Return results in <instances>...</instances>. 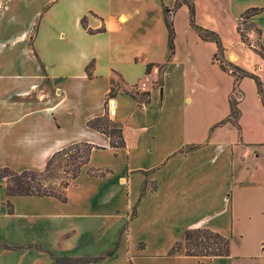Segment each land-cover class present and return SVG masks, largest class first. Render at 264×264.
<instances>
[{
  "label": "crops",
  "instance_id": "0c3cea01",
  "mask_svg": "<svg viewBox=\"0 0 264 264\" xmlns=\"http://www.w3.org/2000/svg\"><path fill=\"white\" fill-rule=\"evenodd\" d=\"M228 1L235 28L247 10L264 7V0ZM187 4L193 1L0 0V168L39 172L71 144L96 147L65 202L0 189V264H58L112 249L87 264H238L231 253L211 260L167 253L185 230L230 237L236 222L264 217V167L252 163L264 146L254 79L239 78L236 90L239 118L250 116L256 138L222 123L234 88L229 69L264 83V11L242 23L246 42L239 28L220 39L224 71L214 61L216 44L191 27ZM177 9L188 21L177 22ZM207 20L201 27L222 37L220 20ZM144 75L152 82L141 111L136 85ZM110 92L121 148L86 126L106 114Z\"/></svg>",
  "mask_w": 264,
  "mask_h": 264
},
{
  "label": "trees",
  "instance_id": "16d2710c",
  "mask_svg": "<svg viewBox=\"0 0 264 264\" xmlns=\"http://www.w3.org/2000/svg\"><path fill=\"white\" fill-rule=\"evenodd\" d=\"M179 6V2L177 4ZM188 7V17L191 27L197 32L198 36L204 41L214 42L217 46V52L214 54V58L219 54H222V46L219 38L211 31L206 30L200 26H196L194 24V7L193 5L187 4ZM264 11V7L262 8H253L247 10L241 18L242 23L246 22L251 16L258 14ZM81 23L84 26V18L81 19ZM168 32H169V47L173 50V39H174V30L172 28V24L167 20L166 21ZM85 27V26H84ZM96 31V32H102ZM89 33H95L94 31L88 30ZM242 37V35H241ZM243 39V38H242ZM220 67L227 71L226 64L222 61L219 62ZM238 71V70H237ZM239 73V72H238ZM249 77L254 79L258 94L260 97V101L264 106V91L262 87V83L259 78L254 75L247 73H239V76L234 80V88L232 94L229 98L230 105V115L224 120L222 123L231 122L235 126H238L237 121L239 118V110L237 108L240 99H236L235 92L236 85L239 78ZM238 92V91H237ZM113 94L110 92L108 98H111ZM86 126L90 129L96 130L104 135H106L110 140V147L112 148H121L124 146V140L122 136L121 126L111 120L107 115V112L104 116L92 119L86 123ZM78 148H82L83 157H81L82 152L73 153L70 155L72 158V164L75 168L71 169L70 179L66 180L64 183L60 184L58 187H54L52 185H46V177L47 174L55 167L57 164V160L59 161L61 157L67 156L71 151H75ZM93 148H96L87 143H74L71 144L57 152H55L50 159L47 161L44 169L42 171H31L26 170L22 172H15L7 167L0 168V180L5 181V191L7 196H48L54 197L60 200L61 202H65L66 196L65 192L69 185L78 177L82 167H84L89 160V156ZM79 159V160H78ZM94 176H101L104 173L100 171H92L88 172ZM71 182V183H70ZM114 249L107 252L103 256H99L96 258H56V262L58 264H87V263H96L101 261L105 257L112 256ZM231 253V239L230 237L223 236L217 232H214L207 228H197L191 230H185L180 238L174 243V245L170 248L167 255L173 256L176 254L184 255V256H193L197 258H207L211 260L215 257H228ZM202 264V263H199Z\"/></svg>",
  "mask_w": 264,
  "mask_h": 264
},
{
  "label": "rangeland",
  "instance_id": "374dc122",
  "mask_svg": "<svg viewBox=\"0 0 264 264\" xmlns=\"http://www.w3.org/2000/svg\"><path fill=\"white\" fill-rule=\"evenodd\" d=\"M194 7V24L196 26H200L201 24H209V20H207V16H210L213 19L220 20L217 28L218 31L222 33V37L220 33L215 32L206 28L207 30L213 32L220 39H232L234 36V32H239L242 35L243 41L246 42L245 35L242 27V21H240L239 25L235 28V23L232 20L229 14V1L228 0H192ZM176 20L180 19V22L185 23L188 19L185 13L180 12L178 9L176 10ZM167 20H170V14L166 15ZM188 21V20H187ZM244 23V22H243ZM216 26V25H215ZM203 27V26H202ZM239 28V31L237 30ZM236 29V30H235ZM257 50V40L253 43ZM258 51V50H257ZM259 52V51H258ZM221 57L219 54L214 58L215 62H219ZM222 61V60H221ZM257 76V75H256ZM258 77V76H257ZM239 82V81H238ZM262 82V81H261ZM263 83V82H262ZM264 85V83H263ZM247 102L252 105L250 94L246 93ZM236 99H240L241 95L239 92H235ZM240 111V109H239ZM111 118H109L110 120ZM237 130L241 132L244 138H256L255 137V126L252 124V119L248 114H244L243 117L240 115V118L237 122ZM254 126V127H253ZM261 138L264 140V126L262 130H260ZM264 142V141H262ZM82 152L81 157H83L82 148H78L75 151H71L65 157H61L60 160H57V164L55 167L47 174L46 177V185H52L54 187H58L60 184L64 183L66 180L70 179L71 172L70 170L75 168L77 164L74 165L71 163L72 158L70 155L73 153ZM260 156L258 158L252 159V163H256L257 165H261L264 167V146L257 150ZM79 160V159H78ZM5 182V181H4ZM71 183V182H70ZM4 183L0 184V189L4 188ZM259 219H252L250 221L244 222H236L238 226L236 231L230 236L231 239V254L234 257V260L238 262V264H264V217H258Z\"/></svg>",
  "mask_w": 264,
  "mask_h": 264
},
{
  "label": "built area",
  "instance_id": "2783aa9c",
  "mask_svg": "<svg viewBox=\"0 0 264 264\" xmlns=\"http://www.w3.org/2000/svg\"><path fill=\"white\" fill-rule=\"evenodd\" d=\"M232 76H234V79L239 76V73H236L234 71L228 70ZM151 78L149 75H144L142 79L137 83L136 85V100H137V106L138 109L143 111L145 110L147 103H148V93H149V87L151 84ZM106 112L109 118H114L115 115V102L112 98L106 99Z\"/></svg>",
  "mask_w": 264,
  "mask_h": 264
}]
</instances>
